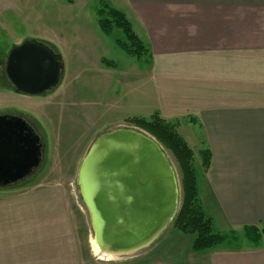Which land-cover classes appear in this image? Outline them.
<instances>
[{"label": "crops", "instance_id": "0c3cea01", "mask_svg": "<svg viewBox=\"0 0 264 264\" xmlns=\"http://www.w3.org/2000/svg\"><path fill=\"white\" fill-rule=\"evenodd\" d=\"M103 1L149 53L119 76L121 112L158 114L210 150L198 190L217 232L264 223V0ZM15 187H0V264L117 263L82 252L85 211L68 193ZM251 245L215 264H264V242Z\"/></svg>", "mask_w": 264, "mask_h": 264}, {"label": "rangeland", "instance_id": "374dc122", "mask_svg": "<svg viewBox=\"0 0 264 264\" xmlns=\"http://www.w3.org/2000/svg\"><path fill=\"white\" fill-rule=\"evenodd\" d=\"M101 1L0 0V115L21 117L42 147L40 164L15 188L19 192L45 189L68 193L71 204L83 207L80 244L86 257L92 254V263L113 259L117 262L113 264H215L218 258H226L227 251L250 248L252 243L245 228L220 233L214 229L215 233L236 237L237 242L195 253L192 250L195 237L169 226L154 244L135 254L116 257L94 251L97 242L80 193V168L99 137L117 129L133 128L128 122L133 117L121 112L122 106L129 103L114 100L122 91L117 81L129 63L143 68L148 61L147 56L130 57L116 45L122 38L120 31L111 36L101 31L96 14ZM20 41L43 44L61 56L64 67L56 88L38 96L16 93L7 76L6 64L9 53ZM205 149L195 143L190 148L199 177L206 172L200 155ZM168 159L180 181L176 158L168 152ZM257 227L261 229L262 223Z\"/></svg>", "mask_w": 264, "mask_h": 264}, {"label": "water", "instance_id": "95a60500", "mask_svg": "<svg viewBox=\"0 0 264 264\" xmlns=\"http://www.w3.org/2000/svg\"><path fill=\"white\" fill-rule=\"evenodd\" d=\"M63 67L61 56L43 44L20 41L9 53L6 73L16 93L38 96L58 86ZM41 149L22 118L0 117V187L19 183L38 167ZM79 187L95 240L116 257L149 248L178 211L172 164L152 138L134 129H117L94 142Z\"/></svg>", "mask_w": 264, "mask_h": 264}, {"label": "trees", "instance_id": "16d2710c", "mask_svg": "<svg viewBox=\"0 0 264 264\" xmlns=\"http://www.w3.org/2000/svg\"><path fill=\"white\" fill-rule=\"evenodd\" d=\"M96 10L98 25L106 36H111L114 31L121 32L122 38L116 41V45L125 54L130 57L149 55L125 14L103 0ZM128 122L133 126L132 129L152 138L161 147L167 158L168 152L176 158L181 172L180 181L178 180L179 206L170 226L182 234L195 237L192 244L193 252L199 253L223 244L236 243V237L215 233L213 221L203 209L198 190L199 176L193 162L194 154L176 132L177 124L162 119L158 114L149 120L135 117L129 119ZM200 155L202 167L207 171L211 165V152L207 148ZM245 233L249 242L259 245L264 237V223H262L261 229L257 226L246 227Z\"/></svg>", "mask_w": 264, "mask_h": 264}, {"label": "bare ground", "instance_id": "6f19581e", "mask_svg": "<svg viewBox=\"0 0 264 264\" xmlns=\"http://www.w3.org/2000/svg\"><path fill=\"white\" fill-rule=\"evenodd\" d=\"M96 242H97V241H96ZM97 244H98V243H97ZM97 244H96V243L94 244V251H95L96 253L102 252V253H105L106 255H109V256H115L114 254H111V253H109L107 250L101 248L100 245H98V246H99V248H98ZM100 249H101V251H100Z\"/></svg>", "mask_w": 264, "mask_h": 264}, {"label": "flooded vegetation", "instance_id": "af4514ba", "mask_svg": "<svg viewBox=\"0 0 264 264\" xmlns=\"http://www.w3.org/2000/svg\"><path fill=\"white\" fill-rule=\"evenodd\" d=\"M0 117H6V118H13V117H16V116H11V115H0ZM29 126V125H28ZM30 128V127H29ZM31 129V128H30ZM31 132L34 134V132L32 131V129H31ZM36 136V135H35ZM37 140H38V138H37ZM38 144V143H37ZM33 171V170H32ZM32 171L30 172V174L32 173ZM29 174V175H30ZM28 175V176H29Z\"/></svg>", "mask_w": 264, "mask_h": 264}]
</instances>
